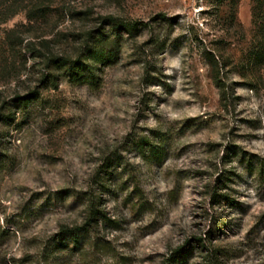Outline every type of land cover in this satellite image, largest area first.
Masks as SVG:
<instances>
[{
  "label": "rangeland",
  "instance_id": "rangeland-1",
  "mask_svg": "<svg viewBox=\"0 0 264 264\" xmlns=\"http://www.w3.org/2000/svg\"><path fill=\"white\" fill-rule=\"evenodd\" d=\"M252 8L0 0V254L173 264L185 247L181 264H264V61L243 62L255 52ZM93 44L113 48L115 63L89 71ZM93 192L114 223L63 235L87 224Z\"/></svg>",
  "mask_w": 264,
  "mask_h": 264
},
{
  "label": "trees",
  "instance_id": "trees-1",
  "mask_svg": "<svg viewBox=\"0 0 264 264\" xmlns=\"http://www.w3.org/2000/svg\"><path fill=\"white\" fill-rule=\"evenodd\" d=\"M234 6V5H233ZM232 6V7H233ZM235 8V7H234ZM233 11V10H231ZM252 13H253V24H254V34L256 38L255 42V52L250 55L243 57V62L250 64L253 62L255 66H258L262 61H264V0H253V8H252ZM233 19L235 14H232ZM108 21V20H107ZM109 21L115 22L117 25L119 20H116L114 18H109ZM122 27H124L127 31H132L134 30V27L130 23H125L121 22ZM91 39H97L94 37V35L91 33L90 34ZM88 44V43H87ZM118 44H115V48H118ZM87 57L85 59V63L87 64L88 70L93 73V68L97 67L98 65L106 66L115 63V53L116 51L111 48L110 50H106L104 47H98V45L93 44V46L88 45L87 46ZM206 55L211 59L212 62H214L215 66H218L219 63L216 60L215 55L213 52H206ZM68 59L67 58H51L49 60V63H53L55 66L56 64H63L65 66L67 63ZM252 64V63H251ZM49 65V64H48ZM53 66V67H54ZM50 68V66H48ZM55 74H48L46 77L47 78H53ZM217 86L222 89L221 87V80L219 78H214ZM36 97L34 96H24V97H17L16 102H18L20 105L25 106L27 105L31 100H35ZM153 155L160 156L159 151H153ZM161 160V157L159 158ZM260 164V174L264 172V163L259 162ZM225 197V196H224ZM103 198L101 195H96L94 192L90 193L88 196L87 200V211H88V222L85 224L83 227H75V228H69V227H64L62 229V234L67 235L72 238H78L79 235L82 233V231H91L94 228H97L99 226V223L105 222V223H114L111 218L108 217L106 212L102 209L103 206ZM87 226L90 227L88 230ZM8 234L7 231H3L0 227V246L4 244V236ZM197 242L204 248V239H198ZM185 247L180 248L176 250L175 254L172 256V258L169 260L173 264H178L182 263L183 260H185ZM213 259L214 262H218V258L220 253V250L214 249L213 250ZM0 264H19V261L15 259H8L7 255H1L0 254Z\"/></svg>",
  "mask_w": 264,
  "mask_h": 264
}]
</instances>
